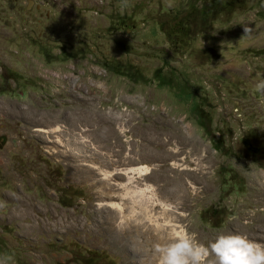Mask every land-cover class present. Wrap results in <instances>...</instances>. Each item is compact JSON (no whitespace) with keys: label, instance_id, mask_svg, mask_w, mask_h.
I'll return each mask as SVG.
<instances>
[{"label":"rangeland","instance_id":"1","mask_svg":"<svg viewBox=\"0 0 264 264\" xmlns=\"http://www.w3.org/2000/svg\"><path fill=\"white\" fill-rule=\"evenodd\" d=\"M206 1L0 0V264L264 242V0Z\"/></svg>","mask_w":264,"mask_h":264},{"label":"clouds","instance_id":"2","mask_svg":"<svg viewBox=\"0 0 264 264\" xmlns=\"http://www.w3.org/2000/svg\"><path fill=\"white\" fill-rule=\"evenodd\" d=\"M247 29H244L246 32ZM158 264H264V242L237 233H221L207 244H194L187 236L172 235L157 247Z\"/></svg>","mask_w":264,"mask_h":264},{"label":"trees","instance_id":"3","mask_svg":"<svg viewBox=\"0 0 264 264\" xmlns=\"http://www.w3.org/2000/svg\"><path fill=\"white\" fill-rule=\"evenodd\" d=\"M237 1L238 0H223L221 2L220 0H208L204 2L200 8L189 10L182 18L179 13H175L173 18H177L174 24L176 27L173 26L170 29V35L177 34V36H184L186 40H190L194 34V24L197 23L204 27L218 11L233 6Z\"/></svg>","mask_w":264,"mask_h":264},{"label":"bare ground","instance_id":"4","mask_svg":"<svg viewBox=\"0 0 264 264\" xmlns=\"http://www.w3.org/2000/svg\"><path fill=\"white\" fill-rule=\"evenodd\" d=\"M142 167V166H141ZM146 169V167H143V168H140V169H138L140 172H142V173H144V170ZM146 171V170H145ZM173 226V225H172ZM173 231V230H172ZM180 231V230H179ZM174 234V233H173ZM172 234V235H173ZM170 235V234H169ZM172 235H170V236H172ZM174 235H178V236H184V235H182V234H178V232L177 231H175V234ZM170 236H154V239H152V237H151V239L149 238H147L148 239V241H150L151 240V246L154 248V250H153V253H151V254H149L147 251V249L146 248H144L145 249V253H144V257H146V262H142L143 264H158V255H159V253L156 251V248L157 247H160V246H163V245H165L166 243H168L169 242V238H170ZM212 238H214V237H212ZM137 241H138V238H137ZM145 241H146V239H145ZM210 241V240H209ZM147 242V241H146ZM138 244H139V242H138ZM144 244H146V243H144ZM149 244V243H148ZM133 245V244H132ZM135 245H136V243H135ZM145 246V245H144ZM142 256H143V254H142ZM208 258H210L209 256H208ZM148 259L150 260V261H148ZM148 261V262H147ZM208 261V260H207Z\"/></svg>","mask_w":264,"mask_h":264}]
</instances>
